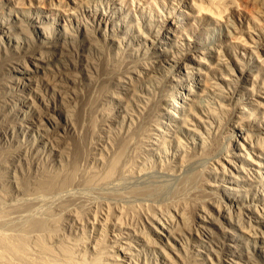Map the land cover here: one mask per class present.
<instances>
[{"label": "rangeland", "instance_id": "rangeland-1", "mask_svg": "<svg viewBox=\"0 0 264 264\" xmlns=\"http://www.w3.org/2000/svg\"><path fill=\"white\" fill-rule=\"evenodd\" d=\"M0 59V264H264V0H0Z\"/></svg>", "mask_w": 264, "mask_h": 264}, {"label": "bare ground", "instance_id": "bare-ground-1", "mask_svg": "<svg viewBox=\"0 0 264 264\" xmlns=\"http://www.w3.org/2000/svg\"><path fill=\"white\" fill-rule=\"evenodd\" d=\"M253 4H255L254 2L252 3V5ZM251 5V4H250ZM255 6V5H254ZM8 59H0V67H3V66H5V64H6V61H7ZM93 67H103L104 69H106L107 67H110V61L109 60H107V59H105L104 61H103V63H102V65L101 66H95L94 64H93ZM234 111V110H233ZM232 111V112H233ZM243 111L246 113V112H249L250 111V108H248V106L246 105V107H243ZM234 113V112H233ZM232 113V114H233ZM233 118H234V116H233ZM244 122L243 121H241L240 123H239V130H241V132H244V126H241L242 124H243ZM243 134V133H242ZM249 136V135H248ZM234 137V136H233ZM252 137V136H251ZM260 138L262 137V136H259ZM238 138V137H237ZM236 137L235 138H232L233 140H235L237 143H238V139H237ZM252 141V140H251ZM253 142V141H252ZM240 143V142H239ZM231 149V148H230ZM228 150V152H227V154L226 155H231V153H232V151L231 150ZM244 149V148H243ZM235 155V154H234ZM235 156H238V155H235ZM259 157H260V155H259ZM262 159L264 158L263 156L261 157ZM230 163V162H229ZM236 164V163H235ZM259 165V164H258ZM262 167V166H261ZM264 167V166H263ZM5 237V236H4ZM45 262H46V260H45ZM50 263V262H49ZM45 264V263H44ZM47 264V263H46ZM56 264V263H55Z\"/></svg>", "mask_w": 264, "mask_h": 264}]
</instances>
